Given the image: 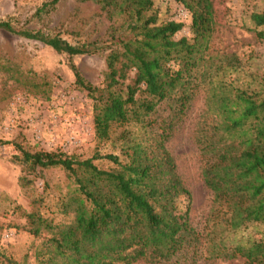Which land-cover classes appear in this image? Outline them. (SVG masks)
Here are the masks:
<instances>
[{
	"label": "trees",
	"instance_id": "1",
	"mask_svg": "<svg viewBox=\"0 0 264 264\" xmlns=\"http://www.w3.org/2000/svg\"><path fill=\"white\" fill-rule=\"evenodd\" d=\"M93 1L120 19L107 42L73 45L58 33L18 30L10 20H0V30L71 58L107 52L100 87L71 68L77 87L92 100L96 139L122 142L120 154L81 159L0 141L15 147L13 161L31 174L60 168L72 182L61 200V212L72 214L68 224L37 212L26 216L28 233L44 237L38 264H196L204 253L213 261L264 264L263 239L229 238L248 225L264 226V71L246 72L231 63V55L211 53L220 25L214 0H172L191 15V39L176 38L183 23L159 22L154 0ZM59 2L44 4L36 16ZM251 22L264 41V29L259 30L264 11L253 13ZM202 92L194 143L212 204L204 230L198 231L190 205L181 208L182 199L191 203L192 193L168 145ZM162 106L166 117L158 115ZM97 160L113 168L102 169ZM29 181L24 178L22 185Z\"/></svg>",
	"mask_w": 264,
	"mask_h": 264
},
{
	"label": "rangeland",
	"instance_id": "2",
	"mask_svg": "<svg viewBox=\"0 0 264 264\" xmlns=\"http://www.w3.org/2000/svg\"><path fill=\"white\" fill-rule=\"evenodd\" d=\"M53 0H0V20H10L18 30L58 33L73 45L107 42L117 16H110L93 0H60L48 11H37ZM219 27L211 39L212 54H227L231 63L246 72L264 71V41L258 40L251 22L253 13L264 11V0H214ZM159 22L174 20L184 24L177 39H191V15L172 0H154ZM264 29L259 28V30ZM75 56L58 54L51 47L0 30V141L16 142L30 152H61L81 159L96 153L120 154L122 142H100L95 137L93 103L87 92L76 85L71 64L95 86H102L106 71L105 54ZM205 94L194 102L187 119L168 147L192 193V225L203 231L212 204V194L201 178V162L194 133L204 109ZM159 116L166 117L165 106ZM18 155L12 144L0 145V264L8 260L38 264L37 252L43 238L36 239L26 229L28 214L40 213L54 222L68 224L72 214L61 210L62 197L70 192L71 180L60 169L38 170L31 174L26 166L13 161ZM102 169H111L107 160H97ZM30 180L27 186L23 179ZM48 235V233H45ZM232 242L264 240V226L251 224L230 235ZM190 263V261L188 262ZM144 264V263H138ZM196 264H242L241 260H210L206 253Z\"/></svg>",
	"mask_w": 264,
	"mask_h": 264
}]
</instances>
